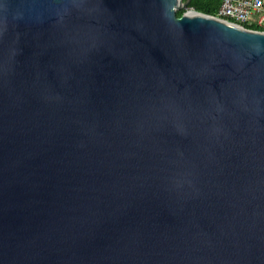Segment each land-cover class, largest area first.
<instances>
[{
  "label": "water",
  "instance_id": "water-1",
  "mask_svg": "<svg viewBox=\"0 0 264 264\" xmlns=\"http://www.w3.org/2000/svg\"><path fill=\"white\" fill-rule=\"evenodd\" d=\"M189 1L0 0V264H264V32Z\"/></svg>",
  "mask_w": 264,
  "mask_h": 264
},
{
  "label": "built area",
  "instance_id": "built-area-1",
  "mask_svg": "<svg viewBox=\"0 0 264 264\" xmlns=\"http://www.w3.org/2000/svg\"><path fill=\"white\" fill-rule=\"evenodd\" d=\"M216 17L244 29L253 25L261 27L264 25V3L263 0H220Z\"/></svg>",
  "mask_w": 264,
  "mask_h": 264
},
{
  "label": "trees",
  "instance_id": "trees-1",
  "mask_svg": "<svg viewBox=\"0 0 264 264\" xmlns=\"http://www.w3.org/2000/svg\"><path fill=\"white\" fill-rule=\"evenodd\" d=\"M186 1L187 0H182V2H186ZM263 3H264V0H263ZM219 5H220V0H190L187 6V9H193L194 11L198 13L216 17ZM183 12L184 11H179L177 15L181 16ZM246 28L264 32V25L261 27L253 25V26L246 27Z\"/></svg>",
  "mask_w": 264,
  "mask_h": 264
},
{
  "label": "bare ground",
  "instance_id": "bare-ground-1",
  "mask_svg": "<svg viewBox=\"0 0 264 264\" xmlns=\"http://www.w3.org/2000/svg\"><path fill=\"white\" fill-rule=\"evenodd\" d=\"M186 16H196V14L192 13L191 11L186 14Z\"/></svg>",
  "mask_w": 264,
  "mask_h": 264
},
{
  "label": "rangeland",
  "instance_id": "rangeland-1",
  "mask_svg": "<svg viewBox=\"0 0 264 264\" xmlns=\"http://www.w3.org/2000/svg\"><path fill=\"white\" fill-rule=\"evenodd\" d=\"M253 20H255V18H253Z\"/></svg>",
  "mask_w": 264,
  "mask_h": 264
}]
</instances>
